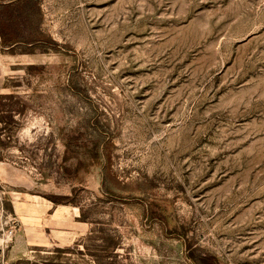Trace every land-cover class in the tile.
Listing matches in <instances>:
<instances>
[{
	"label": "rangeland",
	"instance_id": "rangeland-1",
	"mask_svg": "<svg viewBox=\"0 0 264 264\" xmlns=\"http://www.w3.org/2000/svg\"><path fill=\"white\" fill-rule=\"evenodd\" d=\"M0 105V264H264V0H0Z\"/></svg>",
	"mask_w": 264,
	"mask_h": 264
},
{
	"label": "crops",
	"instance_id": "crops-1",
	"mask_svg": "<svg viewBox=\"0 0 264 264\" xmlns=\"http://www.w3.org/2000/svg\"><path fill=\"white\" fill-rule=\"evenodd\" d=\"M36 202H38V201H36ZM35 206H36V208H38V210H37L38 212L35 213L34 215H30L29 219H52L51 222L54 224H55V222H56V224H61V223L65 222V221H57L60 219H80V211L77 207H72V208L68 207V211H66V210H64V208H63V210H61L60 208H54L52 206L45 207V204H43L41 202L40 203L38 202L37 204H35ZM26 210L28 211V209H26ZM76 221H75V223H77V224L80 223V222H78V221L76 222ZM56 231L65 232L63 230H59V228H57Z\"/></svg>",
	"mask_w": 264,
	"mask_h": 264
},
{
	"label": "trees",
	"instance_id": "trees-1",
	"mask_svg": "<svg viewBox=\"0 0 264 264\" xmlns=\"http://www.w3.org/2000/svg\"><path fill=\"white\" fill-rule=\"evenodd\" d=\"M27 72L28 73H32V72H35L36 70L38 69H41V67L39 66H35V65H28L27 67H25ZM17 78L15 77H10L9 78V83L6 84L5 88H8L10 89V93L9 94H3L2 96V99L5 98V97H12L13 94L15 93V85H13L14 83L18 82L16 80ZM1 106V105H0ZM0 123L2 124L3 123V117H0ZM4 131L3 129L0 130V140H3L4 139ZM81 217H83V215H81ZM79 242H81V240H79ZM79 244V243H77ZM71 247H58L56 248L53 253L54 254H50L49 256L46 257L47 259V264H90L88 262H81V263H77V262H72L71 258L67 257L68 255H63V254H67V253H71L70 252V249ZM84 248L87 249V247L84 245ZM80 253H82V250H79ZM66 256L67 257V262L63 263V262H60L59 261H55V258H58L60 256Z\"/></svg>",
	"mask_w": 264,
	"mask_h": 264
}]
</instances>
